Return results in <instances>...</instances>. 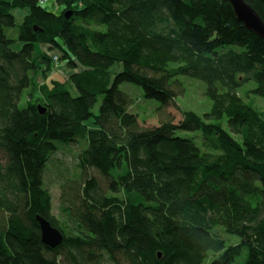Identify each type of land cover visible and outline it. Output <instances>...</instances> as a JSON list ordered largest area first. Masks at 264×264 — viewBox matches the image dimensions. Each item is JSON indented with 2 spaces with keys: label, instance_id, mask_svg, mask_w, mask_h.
Wrapping results in <instances>:
<instances>
[{
  "label": "trees",
  "instance_id": "1",
  "mask_svg": "<svg viewBox=\"0 0 264 264\" xmlns=\"http://www.w3.org/2000/svg\"><path fill=\"white\" fill-rule=\"evenodd\" d=\"M54 1L58 13L43 0H0V264H62V254L67 264H203L209 252L208 264H264V110L239 94L252 81L246 94L264 99V40L228 0ZM244 1L264 22V0ZM41 44L73 71L63 81L48 80ZM179 75L205 84L204 118L163 113ZM122 83L160 104L158 125L139 124ZM178 131L200 132V146ZM78 143L58 221L44 171ZM36 215L62 233L58 247L41 242ZM219 228L238 242L226 245Z\"/></svg>",
  "mask_w": 264,
  "mask_h": 264
},
{
  "label": "rangeland",
  "instance_id": "2",
  "mask_svg": "<svg viewBox=\"0 0 264 264\" xmlns=\"http://www.w3.org/2000/svg\"><path fill=\"white\" fill-rule=\"evenodd\" d=\"M43 7L51 12L58 13L62 10V7L57 5L54 0H48L43 3ZM16 15V14H15ZM17 20L18 15H16ZM5 34L9 38H17V32L15 29H6ZM21 47L19 42H15L12 44L11 48L14 51H18ZM234 50L237 52L242 51V47L236 45H229L224 47V51L226 50ZM52 51V50H50ZM49 51V52H50ZM35 52L37 54H42L43 49L41 45H35ZM53 53H56L54 51ZM60 57V54H57ZM60 67H62V73L59 72L60 68H56L57 71L50 73L48 75V80L56 79L63 81L65 76H68L69 73L64 70L63 61L59 63ZM59 70V71H58ZM121 70L120 65H114L111 68V73L114 75L115 73ZM42 79H39L41 82ZM177 86L180 89V93H178L174 99V103H172L168 108L164 109V114H170V116L174 119V123H177L181 119V111H191L197 114L198 116L204 118L203 116L210 112L212 107V102L205 96V84L197 79L190 78L187 76L179 75L171 80V87ZM255 88L254 82H249L245 86H243L239 94L240 96L247 102L253 101L254 105L264 110V99L255 96L254 94H246L247 91ZM119 90L125 93L129 99L131 100V106L129 107V111L135 115H137L138 122L143 127H152L158 125L160 119L163 115H159V111L157 108L160 104L155 100L145 99L143 96V91L141 87L131 84V83H122L119 85ZM72 95H75V92H72ZM26 92L23 93L21 100L18 104L19 108H24L26 106ZM101 98L98 99L97 104L95 105L93 112L97 113L98 107L100 104ZM222 127L224 130L229 132L227 126V119L224 117L221 121ZM177 136L192 138L194 139L197 146H200L201 141V133L200 132H181L178 131L176 133ZM59 146V144H58ZM83 148L82 143L69 145V146H61L59 150L54 153L49 162L47 163V167L44 171V182L51 194L52 198V215L58 220L62 221V216L60 214V197H61V184H63L66 178L72 177L74 172L76 171V165L78 163V155ZM87 174L94 175L93 170H87ZM217 234L224 240L225 244H234L238 242V237L234 235L226 234L221 228L215 230ZM245 258V255L242 256V259ZM213 259L212 253L209 252L207 259L203 264H208ZM62 264H67L65 260L64 254H62L61 258ZM103 264H112L108 260H104Z\"/></svg>",
  "mask_w": 264,
  "mask_h": 264
},
{
  "label": "water",
  "instance_id": "3",
  "mask_svg": "<svg viewBox=\"0 0 264 264\" xmlns=\"http://www.w3.org/2000/svg\"><path fill=\"white\" fill-rule=\"evenodd\" d=\"M228 2L233 8L237 21L246 30L253 32L260 39L264 40V22L258 13L244 0H228ZM70 15V12H66L65 17L68 18ZM37 108L41 115L45 113L44 107L38 105ZM35 220L39 227L41 242L51 249L58 247L63 240L62 233L53 227L48 220L39 215L35 216Z\"/></svg>",
  "mask_w": 264,
  "mask_h": 264
},
{
  "label": "crops",
  "instance_id": "4",
  "mask_svg": "<svg viewBox=\"0 0 264 264\" xmlns=\"http://www.w3.org/2000/svg\"><path fill=\"white\" fill-rule=\"evenodd\" d=\"M15 14L18 15V18H19L18 20L20 21V20L22 19V16L25 14V11H23V12L15 11ZM16 15H15V16H16ZM41 47H42L43 52H44L43 54L46 53L49 57H51V56H53V55H57V54H59L58 51H56V50H52V51L49 52L50 48H49L48 45L41 44ZM20 48H21V47H20ZM54 51H56V53H53ZM59 65H60V64H59ZM64 66H65V65H64ZM56 68H60V71H59V70H58V71L62 73V71H63V70H62V67L57 66ZM56 68L54 69L55 71H57ZM64 70H66V71H68V72H71V73L73 72L72 70L67 69L66 66L64 67ZM55 71H54V72H55ZM63 73H64V71H63ZM71 73H69L68 76H69ZM68 76H65V77L67 78Z\"/></svg>",
  "mask_w": 264,
  "mask_h": 264
},
{
  "label": "built area",
  "instance_id": "5",
  "mask_svg": "<svg viewBox=\"0 0 264 264\" xmlns=\"http://www.w3.org/2000/svg\"><path fill=\"white\" fill-rule=\"evenodd\" d=\"M43 2H46V0H43ZM52 62H53V67L54 69L58 66L59 62V57L57 55L51 56Z\"/></svg>",
  "mask_w": 264,
  "mask_h": 264
}]
</instances>
